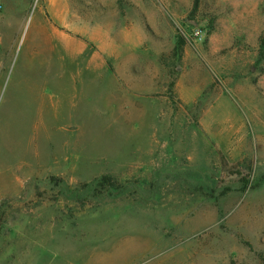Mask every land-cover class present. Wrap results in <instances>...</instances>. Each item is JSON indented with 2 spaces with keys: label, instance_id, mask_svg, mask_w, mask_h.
Listing matches in <instances>:
<instances>
[{
  "label": "rangeland",
  "instance_id": "obj_1",
  "mask_svg": "<svg viewBox=\"0 0 264 264\" xmlns=\"http://www.w3.org/2000/svg\"><path fill=\"white\" fill-rule=\"evenodd\" d=\"M263 37L264 0H0V264H264Z\"/></svg>",
  "mask_w": 264,
  "mask_h": 264
},
{
  "label": "trees",
  "instance_id": "obj_2",
  "mask_svg": "<svg viewBox=\"0 0 264 264\" xmlns=\"http://www.w3.org/2000/svg\"><path fill=\"white\" fill-rule=\"evenodd\" d=\"M201 0H194V9H198V7L200 6ZM262 47H264V37L262 38ZM248 184V182H247Z\"/></svg>",
  "mask_w": 264,
  "mask_h": 264
},
{
  "label": "built area",
  "instance_id": "obj_3",
  "mask_svg": "<svg viewBox=\"0 0 264 264\" xmlns=\"http://www.w3.org/2000/svg\"><path fill=\"white\" fill-rule=\"evenodd\" d=\"M195 35H196V36H198L199 34H198V33H196Z\"/></svg>",
  "mask_w": 264,
  "mask_h": 264
}]
</instances>
